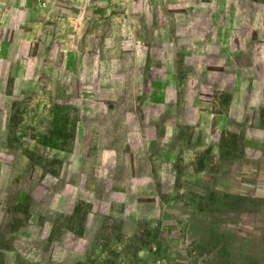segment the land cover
Listing matches in <instances>:
<instances>
[{"label":"rangeland","instance_id":"374dc122","mask_svg":"<svg viewBox=\"0 0 264 264\" xmlns=\"http://www.w3.org/2000/svg\"><path fill=\"white\" fill-rule=\"evenodd\" d=\"M263 53L264 0H0V264H264Z\"/></svg>","mask_w":264,"mask_h":264},{"label":"crops","instance_id":"0c3cea01","mask_svg":"<svg viewBox=\"0 0 264 264\" xmlns=\"http://www.w3.org/2000/svg\"><path fill=\"white\" fill-rule=\"evenodd\" d=\"M6 2H9L10 1V5L12 4L13 0H5ZM11 8V6H9V9ZM6 13H8V11H6ZM62 20V18H61ZM35 23H37L36 25H40V22H37V20L34 21ZM30 22L28 21V24ZM28 24L24 27V28H27L28 27ZM29 28V27H28ZM21 31H22V28H21ZM14 42V41H12ZM261 60H262V65L264 66V53L262 54L261 56ZM255 69V68H253ZM252 142V141H251ZM252 148H255L256 150H258V157L260 159V165L262 166V169H260V172L261 174L264 176V135L258 140L254 139V142H253V145H252ZM256 200L255 202L256 203H261L260 207H261V212L259 213L260 215L263 216V220H264V189L262 191V193L260 195H257L254 197ZM258 234H261L258 232ZM264 244V233L262 232V237L261 239H259L258 241V245H263Z\"/></svg>","mask_w":264,"mask_h":264}]
</instances>
